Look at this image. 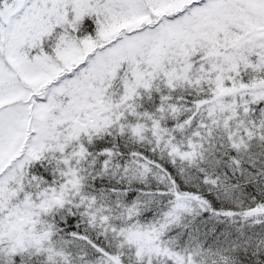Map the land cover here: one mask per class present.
I'll return each mask as SVG.
<instances>
[{
  "label": "snow or ice",
  "instance_id": "snow-or-ice-1",
  "mask_svg": "<svg viewBox=\"0 0 264 264\" xmlns=\"http://www.w3.org/2000/svg\"><path fill=\"white\" fill-rule=\"evenodd\" d=\"M0 264H264V0H0Z\"/></svg>",
  "mask_w": 264,
  "mask_h": 264
}]
</instances>
